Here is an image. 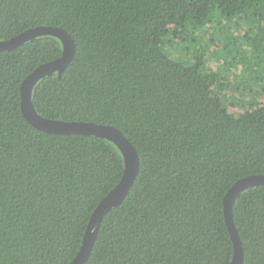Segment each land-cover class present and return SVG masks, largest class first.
Returning <instances> with one entry per match:
<instances>
[{"label":"trees","instance_id":"16d2710c","mask_svg":"<svg viewBox=\"0 0 264 264\" xmlns=\"http://www.w3.org/2000/svg\"><path fill=\"white\" fill-rule=\"evenodd\" d=\"M213 23L220 32L206 37ZM37 25L66 30L75 52L60 78L36 83V112L112 125L139 158L85 264H227L223 195L264 175V0H0V40ZM184 42L180 58L163 51ZM208 48L222 52L223 74ZM60 53L51 35L0 51V264H68L122 174L112 142L47 133L22 116V79ZM232 217L243 264H264V185L240 191Z\"/></svg>","mask_w":264,"mask_h":264},{"label":"water","instance_id":"95a60500","mask_svg":"<svg viewBox=\"0 0 264 264\" xmlns=\"http://www.w3.org/2000/svg\"><path fill=\"white\" fill-rule=\"evenodd\" d=\"M51 35L59 39L61 53L58 57L40 63L29 72L19 85L20 111L25 120L34 128L55 134L93 135L112 142L120 151L123 159V170L118 182L101 198L92 211L86 224L80 247L68 264H85L93 247L100 223L104 215L113 207H117L126 196L138 173V154L126 138L116 127L109 124L88 121H64L45 118L34 109L31 94L36 83L46 76L56 74L61 77L62 72L71 61L75 52L72 36L63 28L52 25H37L26 29L17 35L0 40V51L14 49L36 37ZM253 185H264L263 174H251L235 180L226 190L222 198L224 223L232 241L233 253L227 264H243L244 252L240 237L232 217V204L235 197L244 188Z\"/></svg>","mask_w":264,"mask_h":264},{"label":"rangeland","instance_id":"374dc122","mask_svg":"<svg viewBox=\"0 0 264 264\" xmlns=\"http://www.w3.org/2000/svg\"><path fill=\"white\" fill-rule=\"evenodd\" d=\"M224 23H225V21L223 20L221 22V25L220 26H222ZM227 30L229 32H232L233 33V34H231L230 37H232V39L234 41H236V42H239L240 41L242 43V45H243V39L241 38L242 37V34H243V31H242V28L240 26L239 27H236L235 25L231 24V26L229 28H227L226 31ZM217 32H220V28L218 26H214V23H213L211 25H208V27H206V31L203 32L202 34H205L206 37L207 36H211V35H214L215 36V35H217ZM225 35H227V34H225ZM220 38H221L220 39V43H221L220 44V47L223 48L222 47L223 46V42H224L223 41L224 40L223 34L220 36ZM181 44L182 45H185V46L182 47ZM181 44L174 45V47H170L169 45L165 44L162 48H163V51L168 56H170V57H172L174 59L175 58L177 59V58H180V50H182L183 48L187 49L189 47V43L188 42H186V43L184 42V43H181ZM208 49H209L208 52L211 53V49L210 48H208ZM210 56H211V58L209 57L208 54L205 56L206 61L207 62H211L212 64L215 63V65L218 66L221 69L220 64L222 63V60H223L222 59V57H223L222 52L221 53L220 52L217 53L216 54V57H215V54L214 53L213 54L211 53ZM220 72H221V74H223L224 73V69H221ZM227 76L230 79V76L228 74H227ZM222 81L225 82L226 79L225 80H222ZM222 81L221 80H218V84L221 85ZM229 91H230V88L228 89L227 92H229ZM215 93H217V95H220L221 91L219 92L218 90H216ZM235 96H237V95H235ZM260 101L261 102H264V98L262 96H260ZM239 108H231V110L233 111V114L235 116H237V117L240 116V114H242L241 113L242 111L240 110L241 108L240 109Z\"/></svg>","mask_w":264,"mask_h":264}]
</instances>
